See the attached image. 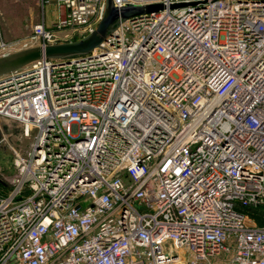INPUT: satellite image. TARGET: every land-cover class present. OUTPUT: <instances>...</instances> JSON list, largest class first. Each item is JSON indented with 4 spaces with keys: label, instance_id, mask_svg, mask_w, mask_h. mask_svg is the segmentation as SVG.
<instances>
[{
    "label": "built area",
    "instance_id": "built-area-1",
    "mask_svg": "<svg viewBox=\"0 0 264 264\" xmlns=\"http://www.w3.org/2000/svg\"><path fill=\"white\" fill-rule=\"evenodd\" d=\"M52 1V27L0 29V57L84 38L106 8ZM112 4L161 9L0 76V118L33 133L0 180V264H264V0Z\"/></svg>",
    "mask_w": 264,
    "mask_h": 264
},
{
    "label": "rangeland",
    "instance_id": "rangeland-1",
    "mask_svg": "<svg viewBox=\"0 0 264 264\" xmlns=\"http://www.w3.org/2000/svg\"><path fill=\"white\" fill-rule=\"evenodd\" d=\"M30 7L25 13L24 7ZM42 12L45 16V24L52 27L58 20L59 10L52 0L43 7L40 0H26L24 3H17L15 0H0V29L4 32L3 39L6 42L14 39L13 34L23 33L20 38L29 34L33 25L40 21ZM12 34V35H11ZM61 43L75 42L82 39L71 34L72 37L64 39L66 32H57ZM17 37V36H16ZM12 41V40H11ZM60 43V44H61ZM15 53V52H12ZM11 54V53H10ZM33 141V133L30 137L23 136V130L19 123L0 118V180L5 184L15 175L14 152L24 155ZM249 219L256 226H264V217L260 218L249 214Z\"/></svg>",
    "mask_w": 264,
    "mask_h": 264
},
{
    "label": "water",
    "instance_id": "water-1",
    "mask_svg": "<svg viewBox=\"0 0 264 264\" xmlns=\"http://www.w3.org/2000/svg\"><path fill=\"white\" fill-rule=\"evenodd\" d=\"M161 9L160 5H152L144 8L126 7L121 10L116 9L112 0H106V8L103 19L97 28L86 37L69 43L48 45L46 47H32L15 53L0 57V76L20 69L41 58L47 59H67L72 56L83 55L91 52L94 48L106 39L107 35L113 31L120 20L150 13Z\"/></svg>",
    "mask_w": 264,
    "mask_h": 264
},
{
    "label": "trees",
    "instance_id": "trees-1",
    "mask_svg": "<svg viewBox=\"0 0 264 264\" xmlns=\"http://www.w3.org/2000/svg\"><path fill=\"white\" fill-rule=\"evenodd\" d=\"M247 212L252 216L264 217V207H258L253 209H247Z\"/></svg>",
    "mask_w": 264,
    "mask_h": 264
},
{
    "label": "crops",
    "instance_id": "crops-1",
    "mask_svg": "<svg viewBox=\"0 0 264 264\" xmlns=\"http://www.w3.org/2000/svg\"><path fill=\"white\" fill-rule=\"evenodd\" d=\"M24 2H25V1H24ZM24 2H21V3H24ZM17 3H18V2H17ZM24 8L26 9L25 13H28L27 10L30 9V7L28 6V7H24ZM22 33H23V31H21L20 34H18V35H17V34H13V35L11 34L12 36L15 37L14 39H11V40L19 39V36H22V35H21ZM1 34H2V36L5 35L4 32H2V30H1ZM16 36H17V37H16ZM11 40H8V41H11Z\"/></svg>",
    "mask_w": 264,
    "mask_h": 264
}]
</instances>
